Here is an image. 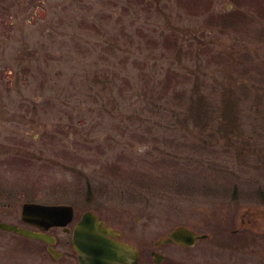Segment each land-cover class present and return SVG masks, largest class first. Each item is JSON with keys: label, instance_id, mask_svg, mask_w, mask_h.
I'll list each match as a JSON object with an SVG mask.
<instances>
[{"label": "rangeland", "instance_id": "1", "mask_svg": "<svg viewBox=\"0 0 264 264\" xmlns=\"http://www.w3.org/2000/svg\"><path fill=\"white\" fill-rule=\"evenodd\" d=\"M25 201L138 264H264V0H0V220ZM177 225L209 237L154 245ZM52 233L58 260L0 229L1 264H77Z\"/></svg>", "mask_w": 264, "mask_h": 264}, {"label": "water", "instance_id": "2", "mask_svg": "<svg viewBox=\"0 0 264 264\" xmlns=\"http://www.w3.org/2000/svg\"><path fill=\"white\" fill-rule=\"evenodd\" d=\"M21 217L41 229L52 225L65 226L73 217V208L68 204H42L25 202L21 208ZM0 228L14 231L30 237L49 239L47 235L31 231L23 226L0 220ZM120 231L100 220L92 211L84 212L72 230V244L77 253L78 264H136L139 252L136 247L126 241L119 240ZM207 234H199L184 225L174 227L165 238H160L155 245L176 243L186 246L194 245ZM51 238V237H50ZM53 241V239H49ZM59 256V253L56 254ZM157 263L163 259V254L152 251Z\"/></svg>", "mask_w": 264, "mask_h": 264}, {"label": "flooded vegetation", "instance_id": "3", "mask_svg": "<svg viewBox=\"0 0 264 264\" xmlns=\"http://www.w3.org/2000/svg\"><path fill=\"white\" fill-rule=\"evenodd\" d=\"M73 206V205H72ZM73 210H74V213H75V208L73 206ZM94 211V210H93ZM96 212V211H95ZM73 213V219H72V225L69 226V224L71 223H68V225L66 227L64 226H51L49 227L47 230L45 231H42L39 227L31 224V223H27V222H24L22 219H21V211H20V218H19V224L18 225H21V226H24L28 229H30L31 231H35V232H41L42 234H46V235H50L52 238H50L49 236H47V238L49 239H53V241H50L49 239H38V238H34V237H28V236H25V235H21V234H18L16 232H12V233H15V234H18L19 236L21 237H24L26 239H31V240H34L35 243H32L30 245H27L25 246L24 248L26 250H34L36 252H42L43 255H49L52 259L54 260H58L66 255L69 254V252L67 250H64L63 249V245H67L68 244V239H65L62 238V237H59L55 234H53L52 232L54 230H61L62 232H64L66 235H71V231H72V228L76 222L75 218H74V214ZM97 213V212H96ZM99 215V214H98ZM100 217V215H99ZM10 222V221H9ZM14 223V222H12ZM17 224V223H16ZM227 228V226H226ZM2 230V229H1ZM226 231V230H223V232ZM8 232H11V231H8ZM240 232L238 231H235V229L233 228H230L229 227V231L227 230V234L224 233V237H229V239H233L239 235ZM264 233V232H263ZM264 236V234H262V237ZM209 237V235H208ZM218 236L215 238V240H218ZM224 239V238H223ZM223 239L221 240L222 244H226V243H223ZM248 245V244H247ZM227 246V245H226ZM246 247V246H245ZM253 249V248H252ZM251 249V251H252ZM264 249V248H263ZM256 251V250H255ZM60 253V255L56 257V254L57 253ZM152 252V251H151ZM255 253V252H253ZM139 260H140V256H139ZM3 261L0 260V264L2 263ZM139 262V261H138ZM140 263V262H139ZM161 263V262H160ZM159 263V264H160ZM142 264H152L150 262H143ZM157 264V263H155Z\"/></svg>", "mask_w": 264, "mask_h": 264}]
</instances>
